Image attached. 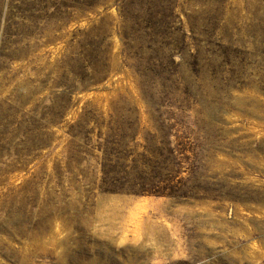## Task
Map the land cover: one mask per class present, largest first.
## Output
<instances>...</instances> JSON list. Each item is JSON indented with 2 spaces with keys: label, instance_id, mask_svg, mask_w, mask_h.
<instances>
[{
  "label": "rangeland",
  "instance_id": "obj_1",
  "mask_svg": "<svg viewBox=\"0 0 264 264\" xmlns=\"http://www.w3.org/2000/svg\"><path fill=\"white\" fill-rule=\"evenodd\" d=\"M0 264H264V0H0Z\"/></svg>",
  "mask_w": 264,
  "mask_h": 264
}]
</instances>
